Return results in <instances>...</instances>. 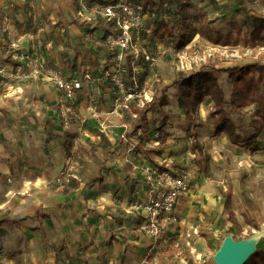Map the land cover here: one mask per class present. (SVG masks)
<instances>
[{"label":"rangeland","instance_id":"374dc122","mask_svg":"<svg viewBox=\"0 0 264 264\" xmlns=\"http://www.w3.org/2000/svg\"><path fill=\"white\" fill-rule=\"evenodd\" d=\"M29 1L33 3L32 9L37 10L35 17L39 21L30 27L35 29L33 34L30 32L34 49L24 54L12 44L19 45L21 30L28 31L25 21L18 18V11ZM107 1L110 0H8L0 6L2 85L4 81L27 83L37 79L22 78L30 70L25 56L38 59L46 68L56 69L64 78L81 84L70 98L56 90L42 73L40 82L52 87L68 109L63 118L58 102L53 108L63 127L60 147L54 155L45 153L52 127L37 134L26 128L23 132L28 133L21 134L20 139L0 138V219H6L0 223V264L87 263L89 253H71L68 259L66 251L78 244L67 240L62 229L58 230L57 217H73V228L85 233L80 244L88 250L104 247V241L95 240L94 234L86 235L94 225L87 223L86 217L92 216L94 221L105 218L110 215L109 208H120L117 216L125 229L138 237H147L139 232L145 218L140 221L131 211L139 204L133 181L115 189L110 182L118 183L106 174V165L111 166L116 153L126 158L137 150L158 168L176 175L188 174L191 185L189 193L177 202L175 222L166 223L168 230L163 233L168 235L147 237L152 264H215L213 256L228 236L245 241L260 234L255 252L264 256V130L257 138V146H234L225 134L214 133L209 118L213 110L210 100L206 99L188 120L178 107L174 85L179 77L200 69L215 72L255 62L264 64V47L247 37L258 20L264 19V0H166L167 11L154 14V19L166 24L170 33L162 40L152 32L146 35L145 47L152 60L139 63L135 86L130 81L131 63L127 58L121 77L130 90L119 98L117 109L115 100L119 93L106 74L115 68V55L105 43L106 31L97 14ZM184 4L190 6L185 10L189 21L204 11L223 31L228 21L238 22L242 30L237 45H213L199 36L180 45V12ZM67 18L75 25L71 43L65 32L53 30L51 35L57 37H50L52 24ZM35 50L38 57L33 54ZM61 52L71 53L72 62L55 60ZM9 62L12 64L7 67ZM219 83L228 100L231 85L226 74L219 75ZM166 86L168 105L156 114H147L153 120L147 133H132L137 119L132 110L143 108L152 97H159ZM255 95L256 103L250 107L226 108L236 133L244 139L253 133V113L264 107V86H257ZM101 134L112 144L107 153V139L101 140ZM3 164L11 167L9 173L4 174ZM75 181L79 187L74 191ZM40 214H49L51 219L43 220L44 233L38 231L40 225L33 217ZM178 226V234H195L189 245L183 240L186 235L175 236ZM148 258H144L146 264Z\"/></svg>","mask_w":264,"mask_h":264},{"label":"crops","instance_id":"0c3cea01","mask_svg":"<svg viewBox=\"0 0 264 264\" xmlns=\"http://www.w3.org/2000/svg\"><path fill=\"white\" fill-rule=\"evenodd\" d=\"M6 1L8 0H0V6H2V4H4ZM110 1H107L104 4ZM26 2L28 3V1ZM32 7L33 3L32 1H29L28 6L18 11V18L21 17L23 21H25L24 25L29 27L28 31L26 30L25 32H22L21 30L22 36H20V39H18V46L20 47V51L24 54L31 52V48L34 49L33 41L30 37L33 32H35V29L30 27L35 22L39 21L35 17V14H37V10L35 11L34 9H32ZM40 12L41 11H38V13ZM212 20L214 19L212 18ZM148 22L149 20L146 21V27L149 24ZM152 22H156L155 19H152L151 23ZM153 24L154 26H156L155 23ZM52 25L53 26H51L49 34L50 37H57L55 34L51 35V32L53 30L61 31L62 33L65 32V36L68 38L67 40L69 41V43H71V38H74L73 31H75V25L73 24V21L69 19L64 21L62 20L61 22H54V24ZM12 30L13 34L17 36L16 31L14 30V26ZM30 32L32 34H30ZM20 40L23 41L22 44H20ZM1 46L2 45L0 44V51ZM34 52L35 53H32L37 56V50H35ZM64 55L65 53L61 52V56L59 57V54H56L54 59L58 62H60V60H63L64 62L68 63L70 61L72 62V58H70L71 53H69L68 55L66 54L65 58L63 59ZM10 64H12V62L7 63L6 66L9 67ZM40 81H42L41 76L27 83L15 82V84L10 83V81H8V83L4 81V84L2 85L1 83H3V81L0 80V84L2 85H0V138L7 137L9 139H13L17 136L20 139L21 134L28 133L26 131L23 132V130L26 128L30 129V133L34 131V133L37 134L41 133L42 129L45 130V128L52 127L53 134L48 133L49 143L48 147H46L45 153L54 155L60 147V139L62 138L61 136L63 133V127L61 125V122L57 119V116H55L53 112V108L56 105V102H58L59 100V94L55 92L52 87L43 84ZM30 136L33 135L30 134ZM99 137L101 140L107 139L105 138L106 136H104L103 134H101ZM105 141V152L107 153L111 149L112 144L110 143L111 141L108 139ZM42 149L43 148H40V151H42ZM121 155L122 153H116L112 158L114 162L110 163L111 166L109 167L106 165V174L112 177V181L118 183L115 184L110 182V184L115 185V189L124 188V185L128 183L129 180H132L133 185L136 188L135 192L137 194V198L139 200L137 203L145 204L148 194L147 187L144 182L145 172L148 168L154 167V165L150 163L148 158L145 157L144 153H142L141 155V150H137L135 153L127 155L126 158L119 157ZM118 157L120 159H118ZM124 161H126L125 164ZM3 171L4 174L9 173L11 171V167L7 164H3ZM107 177L108 176H106V178ZM25 183L26 185H29L27 181ZM105 183L109 184L108 181H106ZM78 187L79 183L76 181L73 182L72 189L75 191L78 189ZM189 191L182 197H185L189 193ZM51 207L52 212L54 205H51ZM109 209L110 210L108 211V213L110 215L105 218L99 217L98 220L94 221L92 216L86 217L87 223L94 222L92 229H90V231H88L86 235L94 234L93 238L95 240L104 241V247H99L97 250H88L86 246H82L80 244L79 239H81L82 235H85V233H79L75 228H73V225L75 224L73 217L56 218V222L59 223V226L56 225L58 227V230L62 229L63 234L67 236V240L77 241L76 243L78 244V247L74 249H72L71 247L68 248V250L66 251V253L68 254V259L71 258V253L78 254L79 252H82L83 254L89 253L90 257L93 256L92 258L88 257V262H83L82 264H139L138 262L140 261L143 263L145 262L144 264H146L147 262L144 260V258H148L151 254V248L150 246H148V244H146L147 239L153 237L148 235H146L148 238L138 237L133 231L129 232V230L125 229L124 225L120 223L118 219L117 212L120 211V208ZM131 211L133 215H136V218L140 221L144 220V218L146 217V213L143 210L139 212H134V210L132 209ZM33 217L35 218V221L40 225L38 231L44 233L43 220L49 222L50 215L40 214V216ZM1 220H4L6 222V219L2 218L0 219V223H2ZM13 220L15 222L16 220L19 221V219ZM13 220L9 221L12 222ZM169 220L171 222H169ZM174 220V214L172 216H168V218H165V221H163L162 223L164 225V233L168 230V226L166 223H173L175 222ZM61 226L65 228H62ZM32 232L37 233V231ZM179 232L180 229L178 226L176 228L177 234H175V236L179 237L182 235H186L183 240L186 242L187 245H189V239L195 234H178ZM164 233L160 236L168 235ZM58 234H61L60 231ZM120 238L122 241H116V239ZM148 260L149 264H152V261H150L151 259L148 258ZM42 264L53 263L48 262Z\"/></svg>","mask_w":264,"mask_h":264},{"label":"trees","instance_id":"16d2710c","mask_svg":"<svg viewBox=\"0 0 264 264\" xmlns=\"http://www.w3.org/2000/svg\"><path fill=\"white\" fill-rule=\"evenodd\" d=\"M136 1L143 4L144 10L153 14V19L154 14L158 15L167 11L165 7L166 0ZM188 7H190L189 4H184L180 12L182 27L179 35L180 45L187 44L195 36H199L213 45H237L238 36L242 30L238 22L228 21L223 31L215 26L214 20L207 18L204 11L196 13L192 21H189L185 15V10ZM154 23L156 26L152 33H155L159 39H164L170 33L167 25L162 22ZM247 37L251 41L264 47V19L258 20V25L247 33ZM223 73L226 74L231 85V94L228 100L219 83V75ZM174 85L177 87L178 107L188 120L191 119L193 113L197 111L199 106L206 99H209L213 105V110L210 112L209 118L215 134H225L230 144L234 146L248 148L254 147L252 146L253 144L257 146V138L264 130V107L258 108L253 113L250 122L253 133L246 139L236 133L234 123L229 117L226 108L229 106L234 110L245 109L256 103V88L257 86H264V64L255 62L243 66L222 68L215 72L200 69L179 77L174 82ZM167 90L168 86L162 89L159 97H152L151 101L146 103L143 108H134L132 110L137 116V119L132 125V133H137L138 131L140 133H147L149 131V128L153 125V120L147 118V114H156L160 109L168 105ZM3 221L1 220V222ZM246 263L264 264V256L258 252H254Z\"/></svg>","mask_w":264,"mask_h":264},{"label":"built area","instance_id":"2783aa9c","mask_svg":"<svg viewBox=\"0 0 264 264\" xmlns=\"http://www.w3.org/2000/svg\"><path fill=\"white\" fill-rule=\"evenodd\" d=\"M97 14L103 21L106 29L104 37L109 50L115 55V68L110 69L107 77L115 84L119 97L115 100L116 109L119 108L120 97L126 95L127 88L121 74L123 73L124 63L129 58L131 63L130 81L132 86L136 85L140 62H150L152 59L145 47L146 35L154 30L153 14L144 10L143 4L136 0H112L104 4ZM149 24L146 27V21ZM8 23L7 18L4 21ZM14 48L18 44L13 43ZM28 60L30 70L22 75L23 79L37 78L45 74L47 80L59 92H63L67 97H73L74 92L81 88L78 81L66 79L60 71L48 69L38 59L25 56L24 62ZM133 89V88H131ZM151 99L148 101L150 102ZM60 114L65 118L68 109L63 100L59 99ZM126 107V103L123 104ZM188 174L176 175L167 169L156 166L150 167L145 172V185L147 187V200L145 204H137L133 208L135 211L143 210L146 213L144 222L139 226V232L153 238L159 237L164 232L165 218L172 216L178 200L190 190Z\"/></svg>","mask_w":264,"mask_h":264},{"label":"water","instance_id":"95a60500","mask_svg":"<svg viewBox=\"0 0 264 264\" xmlns=\"http://www.w3.org/2000/svg\"><path fill=\"white\" fill-rule=\"evenodd\" d=\"M254 239L252 236L245 241H235L230 236L225 237L213 256L215 264H246L255 252L257 241Z\"/></svg>","mask_w":264,"mask_h":264},{"label":"bare ground","instance_id":"6f19581e","mask_svg":"<svg viewBox=\"0 0 264 264\" xmlns=\"http://www.w3.org/2000/svg\"><path fill=\"white\" fill-rule=\"evenodd\" d=\"M254 237H255L254 240L258 241V239L261 237V235H260V234H259V235L257 234V235H255Z\"/></svg>","mask_w":264,"mask_h":264}]
</instances>
